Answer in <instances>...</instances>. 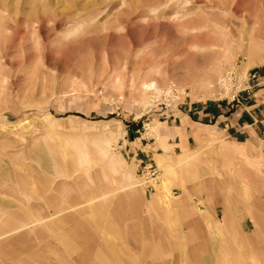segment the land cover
I'll return each instance as SVG.
<instances>
[{
  "label": "rangeland",
  "instance_id": "374dc122",
  "mask_svg": "<svg viewBox=\"0 0 264 264\" xmlns=\"http://www.w3.org/2000/svg\"><path fill=\"white\" fill-rule=\"evenodd\" d=\"M256 72L264 0H0V260L264 264V134L181 112Z\"/></svg>",
  "mask_w": 264,
  "mask_h": 264
},
{
  "label": "crops",
  "instance_id": "0c3cea01",
  "mask_svg": "<svg viewBox=\"0 0 264 264\" xmlns=\"http://www.w3.org/2000/svg\"><path fill=\"white\" fill-rule=\"evenodd\" d=\"M248 90L241 93L240 102H222L217 103L215 105H196L193 110L188 109V113L183 112L185 117L190 118L192 125H203V122L213 123L212 126H217L219 129L227 130L232 136L233 134L245 135L251 134V131H256L257 127L260 130V134L264 131V100L262 98H258L257 95L260 91L264 90V73L258 74L257 79L252 80L248 86H246ZM181 103V102H180ZM179 103V105H180ZM198 116V117H197ZM187 118V119H188ZM196 118L197 120H195ZM259 134V135H260ZM136 190L135 192H137ZM158 194V193H157ZM163 194V190H162ZM159 195V194H158ZM160 196V195H159ZM1 205L5 206L4 202L1 201ZM1 211H7V207H1ZM36 222H30L25 224L22 228H18L7 233L0 234V239L11 236L22 229H26L30 226H33ZM24 231V230H22ZM26 234L18 236L15 240L11 241V243H16L17 245L21 240L26 238ZM21 238V239H20ZM8 242L0 243V247H5ZM28 246H26L27 248ZM35 247V246H30ZM21 248H23L21 246ZM41 248V247H40ZM20 263L26 264H57L55 261H36V260H19ZM0 264H7L8 262L4 260H0Z\"/></svg>",
  "mask_w": 264,
  "mask_h": 264
},
{
  "label": "built area",
  "instance_id": "2783aa9c",
  "mask_svg": "<svg viewBox=\"0 0 264 264\" xmlns=\"http://www.w3.org/2000/svg\"><path fill=\"white\" fill-rule=\"evenodd\" d=\"M255 77L257 79V76H255ZM227 78H229V77H227ZM256 79H254V80H256ZM246 90H248L247 87H245L242 90H240V92L246 91ZM233 101L240 102V98H234ZM144 169H149L151 171V175H155L157 173L156 168L154 167V164L153 163H149V164L145 165L144 166Z\"/></svg>",
  "mask_w": 264,
  "mask_h": 264
},
{
  "label": "bare ground",
  "instance_id": "6f19581e",
  "mask_svg": "<svg viewBox=\"0 0 264 264\" xmlns=\"http://www.w3.org/2000/svg\"><path fill=\"white\" fill-rule=\"evenodd\" d=\"M192 31V30H191ZM154 85H155V83L154 82H150V83H148L146 86H144L145 87V89H151L152 87H154ZM236 96V95H235ZM23 230V229H22ZM1 237V236H0Z\"/></svg>",
  "mask_w": 264,
  "mask_h": 264
}]
</instances>
